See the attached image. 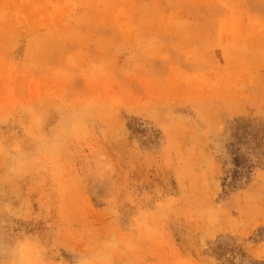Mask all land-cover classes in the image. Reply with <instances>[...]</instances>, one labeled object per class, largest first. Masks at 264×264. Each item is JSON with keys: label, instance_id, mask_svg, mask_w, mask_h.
I'll return each mask as SVG.
<instances>
[{"label": "rangeland", "instance_id": "rangeland-1", "mask_svg": "<svg viewBox=\"0 0 264 264\" xmlns=\"http://www.w3.org/2000/svg\"><path fill=\"white\" fill-rule=\"evenodd\" d=\"M0 264H264V0H0Z\"/></svg>", "mask_w": 264, "mask_h": 264}]
</instances>
